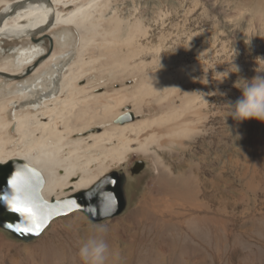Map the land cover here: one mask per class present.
I'll return each mask as SVG.
<instances>
[{"label":"rangeland","instance_id":"rangeland-1","mask_svg":"<svg viewBox=\"0 0 264 264\" xmlns=\"http://www.w3.org/2000/svg\"><path fill=\"white\" fill-rule=\"evenodd\" d=\"M96 2L113 21L90 34L87 73L79 81L86 95L104 92L114 101L125 95L116 112L127 107L135 119L172 114L175 120L140 136L153 135L151 148L133 144L120 161L106 159L104 170L101 150L83 157L96 159L80 169L97 182L111 170L128 175L129 198L120 213L91 220L76 210L54 218L29 241L0 227V264H83L81 242L97 234L108 246L105 264H264V122L225 117L242 97L237 81L264 76V0ZM22 38L0 41V59L30 45ZM42 39V55L56 51L62 63L78 58L74 29ZM40 61L9 87L41 75L46 66L31 74ZM2 80L0 97L10 82ZM114 118L90 125L100 131ZM185 124L186 133L170 135ZM135 160L144 169L131 177ZM101 225L106 231L97 233Z\"/></svg>","mask_w":264,"mask_h":264},{"label":"bare ground","instance_id":"bare-ground-1","mask_svg":"<svg viewBox=\"0 0 264 264\" xmlns=\"http://www.w3.org/2000/svg\"><path fill=\"white\" fill-rule=\"evenodd\" d=\"M96 1L0 0V41L4 38L21 40L22 37L31 40L30 45L27 42L15 47L11 56L0 59V84L4 76L10 80L4 89L6 94L0 97V164L20 159L38 169L44 177L41 194L46 200H59L76 192H83L82 197L85 198L88 190L104 178L97 182V176L80 169L88 167L93 160L90 156L82 162L85 154L92 155L101 150L99 165L104 170L106 159H123L130 150L133 151V144L138 150L151 148L153 135L142 140L140 136L147 130L165 127L175 120L172 114L166 118L135 119V113L127 107L116 112L115 108L129 99L125 95L117 101L104 92L86 95V83L79 84V81L87 73L83 68L89 62L84 55L93 41L90 34L104 32L110 26L108 23L113 21V18L104 17ZM61 28H72L79 37L78 58L68 59L65 63H62L64 57L56 51L52 50L50 55L41 54L42 36ZM97 47L100 48L101 44ZM39 60L40 65L32 69L31 74L41 72L46 66L41 75H36L30 82H18L17 87H9L17 82L14 81L16 78L25 76L27 67H32ZM142 93L138 91L131 98L137 99ZM129 111L134 114L132 120L115 122ZM110 118H114L112 125H104L100 131L97 130L98 124L103 125ZM93 120L96 126L90 125ZM187 128L185 124L169 130L170 135L184 134ZM104 190L110 193L109 184Z\"/></svg>","mask_w":264,"mask_h":264},{"label":"snow or ice","instance_id":"snow-or-ice-1","mask_svg":"<svg viewBox=\"0 0 264 264\" xmlns=\"http://www.w3.org/2000/svg\"><path fill=\"white\" fill-rule=\"evenodd\" d=\"M26 172L31 173V176L21 175L18 172L15 177L7 181L6 186L0 187V204L12 212L18 213L22 218L25 227L15 226V231L39 235L53 215L59 213H54L51 206L39 196L36 187L39 181L33 179L37 174L32 169H26ZM110 183H115V181L105 178L88 193L97 199L104 209H111L115 203L111 193L102 187V185ZM66 206L69 210L72 207H78L72 201L68 202ZM8 227L14 226L10 224Z\"/></svg>","mask_w":264,"mask_h":264},{"label":"water","instance_id":"water-1","mask_svg":"<svg viewBox=\"0 0 264 264\" xmlns=\"http://www.w3.org/2000/svg\"><path fill=\"white\" fill-rule=\"evenodd\" d=\"M6 76H9V75H6ZM133 118H134L133 112L129 111V113L126 116H119L115 120V122L116 123H118V122L123 123V122L129 121V120H132ZM26 169H32L37 174L35 177H33V179L36 181H39V183H37V185H36V187L38 189L39 196L45 202H47V204L49 206H51L54 213H59L58 215H53V217L45 225L43 230L50 223V221L53 220L54 218H56L60 215H66V214H68L74 210L79 209V208H81V211L83 210L86 213V215L88 216V218H90L91 220L92 219L93 220H99L103 216L106 215L105 210H108V209L102 208L99 204V201L97 199H94L93 197H91L88 194L85 196V198H83L82 197V195H84L83 192H77V193H74L68 197H65V198H62L59 200L55 199V198H52L51 200H46L45 198H43V196L41 194V190H42V187L44 185L43 174L38 169L29 165L24 160L14 159V160H11L5 164H0V187L6 186L7 181H9L13 177H15L18 172L21 173V175L31 176V173H27ZM99 182H98V184H99ZM98 184H96V185H98ZM106 185L107 184H104V185H102V187L104 188V187H106ZM94 187L95 186H92L89 190L94 189ZM105 191H107V190H105ZM75 200H78L79 202H76ZM70 201L75 202V205H77L78 207H72L71 210H69V208L66 205ZM59 205H61L60 208H57V206H59ZM10 224L13 225L14 227H12V228L8 227V225H10ZM15 226L25 227V225L22 223V218L19 216L18 213H14V212L10 211L9 209H7L6 207L2 206V204H0V227L7 230L8 232H10L14 237L21 239V240H24V241H29V240H32V239L36 238L37 236H39L35 233H30V232H17V231H15Z\"/></svg>","mask_w":264,"mask_h":264},{"label":"clouds","instance_id":"clouds-1","mask_svg":"<svg viewBox=\"0 0 264 264\" xmlns=\"http://www.w3.org/2000/svg\"><path fill=\"white\" fill-rule=\"evenodd\" d=\"M235 71L238 69L235 67ZM236 86L242 90V97L234 105H229L231 115L237 120L257 119L264 122V76L257 75L251 80L240 79ZM106 228L101 225L97 233H103ZM108 246L101 235L86 237L79 247L78 255L83 264H105Z\"/></svg>","mask_w":264,"mask_h":264},{"label":"flooded vegetation","instance_id":"flooded-vegetation-1","mask_svg":"<svg viewBox=\"0 0 264 264\" xmlns=\"http://www.w3.org/2000/svg\"><path fill=\"white\" fill-rule=\"evenodd\" d=\"M143 166H144V162L142 160H135L133 165L130 166L129 168V173L131 174L129 176L131 177L137 176L144 169ZM127 176L123 173V171L111 170L110 172H108L106 176H104V178H102V180L108 178L110 180L115 181V183L109 184L110 193L114 198L115 203L111 209L105 210L106 215L102 217L103 219L111 218L114 215L120 213L123 210V208H125L126 199L129 198V196H127V189H126L127 188L126 183H128ZM133 189L134 188H132V190ZM130 194L131 192H128V195ZM106 216H111V217H106ZM102 218L101 220H103Z\"/></svg>","mask_w":264,"mask_h":264}]
</instances>
